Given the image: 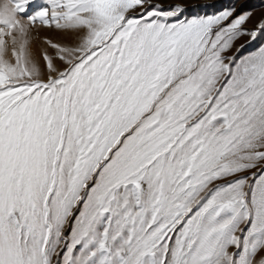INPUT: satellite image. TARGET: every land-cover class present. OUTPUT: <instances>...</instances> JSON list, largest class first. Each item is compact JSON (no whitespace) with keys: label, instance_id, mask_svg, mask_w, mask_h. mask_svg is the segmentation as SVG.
Instances as JSON below:
<instances>
[{"label":"snow or ice","instance_id":"obj_1","mask_svg":"<svg viewBox=\"0 0 264 264\" xmlns=\"http://www.w3.org/2000/svg\"><path fill=\"white\" fill-rule=\"evenodd\" d=\"M248 3L0 0V264H264Z\"/></svg>","mask_w":264,"mask_h":264},{"label":"rangeland","instance_id":"obj_2","mask_svg":"<svg viewBox=\"0 0 264 264\" xmlns=\"http://www.w3.org/2000/svg\"><path fill=\"white\" fill-rule=\"evenodd\" d=\"M232 0H152V3L159 4L164 8L169 7L170 5L180 4L184 8L183 16L191 18L197 15H205V14H212L213 12L217 11L221 6L227 5L231 3ZM261 0H249L248 6L253 7L260 5ZM210 5V6H207ZM262 13L257 10L256 11V18L258 19ZM251 27V25H249ZM48 37L55 41L61 43H69V38L61 32H56L54 30L49 29H40L38 36L36 39L33 40L32 49L34 54H39V50L44 46L42 41L43 38ZM245 41L241 40L238 44H244ZM257 44H248L243 49L242 54H247L255 50Z\"/></svg>","mask_w":264,"mask_h":264}]
</instances>
